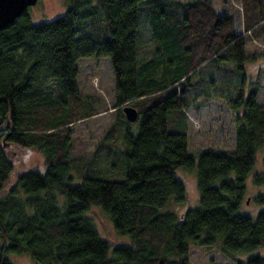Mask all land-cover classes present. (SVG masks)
<instances>
[{"label": "trees", "instance_id": "trees-1", "mask_svg": "<svg viewBox=\"0 0 264 264\" xmlns=\"http://www.w3.org/2000/svg\"><path fill=\"white\" fill-rule=\"evenodd\" d=\"M65 1L54 20L34 24L28 7L0 31V264H15L13 253L38 264H192L190 245L220 241L237 264H264V255L235 257L264 246V210L256 218L240 212L264 146V103L255 92L242 100L238 87L230 99L243 105L236 149L193 155L185 110L199 92L186 94L181 83L211 60H222L226 74L240 73L246 46L264 39V0H241L238 33L234 14L222 15L210 0ZM164 52L186 62L178 74ZM84 57L109 58L116 90V119L89 156L77 155L72 139V126L99 112L78 88ZM232 62L237 71L226 67ZM128 104L138 110L136 122L123 113ZM12 144L36 148L44 168L13 178ZM184 168L196 170L200 200L178 216L165 206L186 200L176 173ZM94 206L129 245L112 247L99 235L87 214Z\"/></svg>", "mask_w": 264, "mask_h": 264}, {"label": "rangeland", "instance_id": "rangeland-1", "mask_svg": "<svg viewBox=\"0 0 264 264\" xmlns=\"http://www.w3.org/2000/svg\"><path fill=\"white\" fill-rule=\"evenodd\" d=\"M177 1L186 3L187 1L194 0ZM210 3L222 15L234 14L236 17L235 27L237 33L244 30L242 27L241 0H210ZM66 9L67 4L65 0H38L32 7H29L27 12L32 17V22L39 24L40 22L50 21V19L54 20L61 16V14H64ZM157 31L158 34L155 38L159 39L157 42L162 45L160 38H162L163 32L160 28ZM142 32H146L145 39L148 38L149 40L150 36H152L151 32L147 30V26ZM151 45L152 43L149 40L146 46L150 49ZM146 46L144 45V47ZM246 48L247 60L243 63L241 68L243 70L240 73L237 72L235 75L226 74L221 66L222 60H211L200 64V66L192 71L189 74L190 78L188 81H184L185 77L183 80L181 79L182 89L186 91V94L194 90L201 93H198L194 100L192 99L191 105L185 110L188 116L189 153L196 155L201 150H205V148L222 152H230L236 149L235 127L237 124L235 118L243 114V105L242 103L236 104V102H232L230 99L235 95L238 87H241L242 100L255 92V99L260 103H264V39L253 40ZM147 56H150L148 52L146 55H143V57ZM176 56L164 52L163 58L166 60V63H171L173 73L178 74L179 68L183 69L186 62L179 64L176 62ZM225 65L229 69L236 70L234 62ZM78 67V88H80V93L85 97L87 96L88 100L93 101L94 108L99 110L90 120L87 119L72 126V139L75 143L74 149L76 154L89 156L92 153L93 146L98 142V138L106 132L108 125L112 124L117 116L116 111L112 108L113 101H115L114 93L116 91L114 86L115 76L112 71L113 67L110 65L109 58L107 57L100 59L84 57L78 61ZM164 73L165 75L168 74ZM256 153V165L248 174L247 180H245L247 189L240 205V212L251 215L253 218H256V214L261 209L264 210V180L260 179L264 176V146L258 147ZM6 155H8L9 162L15 166L11 175L13 178L16 177V174L26 172V170L43 169L45 166L44 156L36 148H24L12 144L7 147ZM195 171H186L185 168L178 169L176 173L183 180L187 190L186 200L184 202L171 201L165 206L166 210L177 212V215L181 216L186 208L197 206L200 198L199 189L197 188L198 178ZM87 214L92 217L99 235L106 239L112 247L129 245V236L120 235L115 231L114 224L111 223L108 215L100 207H92ZM220 243L221 241L209 246L201 243L190 245V262L192 264H237L236 260L228 258L220 250ZM254 254L263 256L264 246L251 253L241 252L235 254V257L237 260H242ZM9 258L15 264H38L34 259L25 255V253L20 255L13 253L9 255Z\"/></svg>", "mask_w": 264, "mask_h": 264}, {"label": "water", "instance_id": "water-1", "mask_svg": "<svg viewBox=\"0 0 264 264\" xmlns=\"http://www.w3.org/2000/svg\"><path fill=\"white\" fill-rule=\"evenodd\" d=\"M38 0H0V31L11 24L28 7H32ZM138 110L132 106H123V113L131 123L138 120Z\"/></svg>", "mask_w": 264, "mask_h": 264}]
</instances>
